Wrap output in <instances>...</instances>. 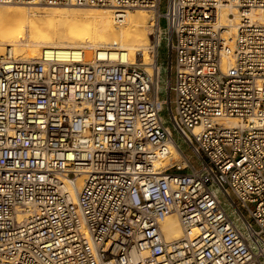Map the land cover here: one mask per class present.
<instances>
[{
    "label": "built area",
    "instance_id": "built-area-1",
    "mask_svg": "<svg viewBox=\"0 0 264 264\" xmlns=\"http://www.w3.org/2000/svg\"><path fill=\"white\" fill-rule=\"evenodd\" d=\"M0 3L153 12L151 72L87 47L0 54V264H264V0Z\"/></svg>",
    "mask_w": 264,
    "mask_h": 264
},
{
    "label": "bare ground",
    "instance_id": "bare-ground-1",
    "mask_svg": "<svg viewBox=\"0 0 264 264\" xmlns=\"http://www.w3.org/2000/svg\"><path fill=\"white\" fill-rule=\"evenodd\" d=\"M147 11L123 10L121 16H116V10L111 8L54 6L39 13L32 8L6 4V8L0 7V37L3 44L13 45L16 55L26 59L38 58L49 48L58 49L59 56L64 57L67 50L76 52L87 47L107 52L114 60L129 63L143 60L146 69L151 72L149 63L153 56L149 53V40L152 23L148 22ZM229 12L234 16H230ZM219 18L223 24L232 25L231 32L235 31L234 25L239 19L237 9L226 6L221 9ZM258 19L264 23L263 15ZM229 121L237 122L235 119ZM172 155L174 158L179 156L175 145H172ZM170 162L167 157L159 162V166ZM161 224L167 240L182 235L175 213L166 215Z\"/></svg>",
    "mask_w": 264,
    "mask_h": 264
},
{
    "label": "rangeland",
    "instance_id": "rangeland-1",
    "mask_svg": "<svg viewBox=\"0 0 264 264\" xmlns=\"http://www.w3.org/2000/svg\"><path fill=\"white\" fill-rule=\"evenodd\" d=\"M6 4H9V5H12V6H14V5L15 6H21V7H24V8H32V10L33 9L34 10H37V11H39V13L40 12L41 13L44 12L49 7L50 8L54 7V6H50V5H24V4H16V3H0V7L6 8ZM165 4H166V0H161V10L162 11L165 9ZM33 6H37V7H33ZM55 7H78V6H55ZM82 8H88V7H82ZM100 8H104V7H100ZM138 10H145V11H147L144 8H134V9H130L129 11L136 12ZM147 13H148V18H149L148 19V22L152 23V20H153V12L148 10ZM38 16L41 17L40 14ZM160 24H161L162 30H166V20L164 18H162L160 20ZM151 31H152V29H151ZM150 38H151V33H150ZM0 39H1V37H0ZM1 41H2V39L0 40V54L4 53L6 47L8 45H10L8 43H4L3 44ZM149 42H150V40H149ZM11 46H13V45H11ZM167 50H168V48H167V37L165 35H163L162 40H161V42L159 44V47H158V64H159L160 70H161L159 96H160L161 99H166L167 98V95H168V90H167V80H168V51ZM14 51H15V49H14ZM162 114L164 115L167 124L170 125L171 128L173 129V126L171 124V120L169 119L170 115H169V110H168L167 104L164 105ZM173 131H174L175 139L177 141H180L181 144L183 145V147L185 148V150L188 151V148L183 143V140L178 137V134H177V132L174 129H173Z\"/></svg>",
    "mask_w": 264,
    "mask_h": 264
}]
</instances>
